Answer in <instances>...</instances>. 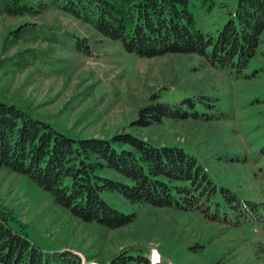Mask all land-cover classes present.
<instances>
[{"label": "rangeland", "instance_id": "1", "mask_svg": "<svg viewBox=\"0 0 264 264\" xmlns=\"http://www.w3.org/2000/svg\"><path fill=\"white\" fill-rule=\"evenodd\" d=\"M235 4L213 0L208 7L189 0V9L200 29L216 33ZM76 36L87 38L89 55L75 50ZM154 93L171 103L197 96L193 106L183 104L197 114L133 125ZM0 101L74 138L129 131L153 144L180 146L218 187L264 201V30L236 76L192 53L136 56L55 7L0 12ZM102 196L133 213V221L115 229L80 221L26 175L0 168V208L42 250L67 249L105 264L118 251L138 246L156 264H259L247 248L252 239L264 242V233L249 225L224 229L197 212L131 204L112 192Z\"/></svg>", "mask_w": 264, "mask_h": 264}, {"label": "trees", "instance_id": "2", "mask_svg": "<svg viewBox=\"0 0 264 264\" xmlns=\"http://www.w3.org/2000/svg\"><path fill=\"white\" fill-rule=\"evenodd\" d=\"M212 1L200 0L208 7ZM50 6L90 24L136 56L192 53L236 76L254 56L264 30V0H236L216 33L197 26L189 0H0V12L15 15L42 12ZM76 39L75 50L89 55L87 38ZM195 97L171 103L158 100L154 93L139 109L133 125L145 127L196 115L183 105L193 106ZM0 168L26 175L80 221L110 229L130 224L134 214L114 207L102 196L105 191L120 194L131 204L197 212L224 229L249 225L264 233V201L241 198L228 187H218L182 147L153 144L129 131L110 137H70L2 101ZM12 220L0 208V264H103L67 249L42 250ZM247 251L253 262L264 264V242L252 239ZM105 264L156 263L145 249L131 246Z\"/></svg>", "mask_w": 264, "mask_h": 264}]
</instances>
